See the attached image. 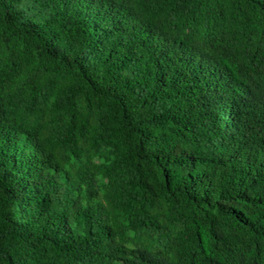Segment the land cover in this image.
I'll list each match as a JSON object with an SVG mask.
<instances>
[{
  "label": "trees",
  "instance_id": "1",
  "mask_svg": "<svg viewBox=\"0 0 264 264\" xmlns=\"http://www.w3.org/2000/svg\"><path fill=\"white\" fill-rule=\"evenodd\" d=\"M0 264H264V0H0Z\"/></svg>",
  "mask_w": 264,
  "mask_h": 264
}]
</instances>
